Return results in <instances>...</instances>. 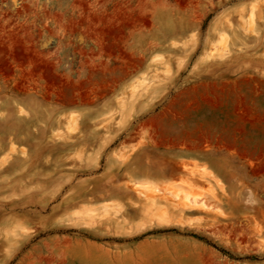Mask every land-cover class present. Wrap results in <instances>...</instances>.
<instances>
[{
  "label": "rangeland",
  "instance_id": "1",
  "mask_svg": "<svg viewBox=\"0 0 264 264\" xmlns=\"http://www.w3.org/2000/svg\"><path fill=\"white\" fill-rule=\"evenodd\" d=\"M233 88L264 103V0H0V264H264Z\"/></svg>",
  "mask_w": 264,
  "mask_h": 264
},
{
  "label": "bare ground",
  "instance_id": "2",
  "mask_svg": "<svg viewBox=\"0 0 264 264\" xmlns=\"http://www.w3.org/2000/svg\"><path fill=\"white\" fill-rule=\"evenodd\" d=\"M246 82H247V80H245ZM249 81V80H248ZM252 83V82H251ZM246 84V83H245ZM250 84V83H249ZM210 85V84H209ZM251 85V84H250ZM214 87H215V85H213ZM224 86H226V85H224ZM224 86H222L221 88H222V90H223V87ZM238 86V85H237ZM236 86V87H237ZM235 87V86H234ZM216 88V87H215ZM220 88V89H221ZM249 88V87H248ZM252 88V87H251ZM205 89V88H204ZM217 89V88H216ZM219 89V92L221 91ZM238 89V88H237ZM218 90V89H217ZM231 89H229V91H230ZM251 90V89H250ZM202 91V90H201ZM228 91V90H227ZM208 92V91H207ZM249 92V91H248ZM223 93H225V89H224V92H222V94ZM227 93V92H226ZM201 94V93H200ZM205 95V94H204ZM220 95V94H219ZM230 95L232 96V100H230V98H229V101H226V100H219V101H217V100H211V99H209V100H205V105L207 106V107H217V106H219L220 108H221V111H223V112H229L230 114H231V117L233 116V114H236V111L237 110H239V108H241V107H243V106H247L248 107V109L249 108H251L252 107V104H255V106L256 107H259L260 108V111H259V113L257 114V115H254V118L257 120V121H255V122H258L259 124L260 123H263V120H264V103L261 101V102H258V101H252V100H250L251 98H249V100H244L243 99V97H239V95L240 94H238V92H237V90H234V88H233V91H231L230 92ZM229 95V96H230ZM252 95V94H251ZM200 96V95H199ZM216 96V98H217V94L215 95ZM241 96V95H240ZM250 96V95H249ZM221 98V97H220ZM220 98H218V99H220ZM240 98H242V99H240ZM196 101V100H195ZM183 102V101H182ZM198 103V102H197ZM200 103H201V101H200ZM199 104V103H198ZM184 105H186V104H184ZM204 106V105H203ZM202 106V107H203ZM180 107H182V104H181V106ZM186 107V106H185ZM187 108V107H186ZM191 108V107H190ZM253 108V107H252ZM255 108V107H254ZM184 109V108H183ZM186 110V109H185ZM188 111H189V109H187ZM252 110V109H251ZM254 110V109H253ZM256 112H258V111H256ZM187 113V112H186ZM237 113H239V111H237ZM242 113V112H241ZM241 113H239L238 115L240 116V117H236V120L238 121V122H241L243 119H244V117L242 116V115H240ZM246 113V112H245ZM247 113H249V115L247 114ZM246 114H247V116H251L250 115V109L248 110V112H247ZM177 114V113H176ZM245 114V115H246ZM246 116V117H247ZM243 117V118H242ZM251 118V117H250ZM253 121V120H252ZM253 121V122H254ZM153 122V121H152ZM201 122V121H200ZM199 122V127H198V132H196L197 131V129H195V134H192L193 136L194 135H198L199 136V138L201 137V132H202V127H201V123ZM251 122V121H250ZM155 123V122H154ZM243 123H244V120H243ZM252 123V122H251ZM250 123V125H252ZM226 124V123H225ZM236 125V124H235ZM241 125H243V124H241ZM237 126V125H236ZM253 127V126H252ZM261 127H263V124H262V126ZM191 130V129H190ZM239 130V129H238ZM188 131V130H187ZM189 132V131H188ZM181 133V132H180ZM180 133H179V135H180ZM186 135V129L183 131V133H182V135ZM169 135V134H168ZM191 135V133H189V135L187 134L186 136H192ZM197 136V137H198ZM204 136V135H203ZM226 136H228V135H226ZM169 137V136H168ZM178 137V136H177ZM195 137V136H194ZM197 137H195V138H197ZM230 137V136H229ZM181 138V137H180ZM204 139H205V137H203ZM234 138V137H233ZM233 138H231V139H233ZM165 139V138H164ZM190 139V138H189ZM192 139V138H191ZM203 139V140H204ZM224 139H225V137H224ZM202 140V139H201ZM234 140H236V139H234ZM195 141V140H194ZM198 141V140H197ZM227 141V140H226ZM231 141V140H230ZM229 142V141H228ZM175 143V142H174ZM188 143V142H187ZM241 143V142H240ZM232 144H234V143H232ZM231 144V145H232ZM243 145V144H242ZM240 147V146H239ZM261 147H262V145H261ZM245 149V148H244ZM254 149V148H253ZM248 150V149H247ZM250 151H253V150H250ZM245 152V151H244ZM256 152H258L257 150H256ZM251 153V152H250ZM250 153H249V155H250ZM261 152H259V154H260ZM264 155V154H263ZM259 156V155H258ZM262 156V155H261ZM251 165V164H250ZM263 168V167H262ZM261 168V169H262ZM259 170V169H258ZM263 170V169H262ZM262 173H263V171H262ZM144 186V185H143ZM142 186V187H143ZM146 188V187H145ZM138 190V189H137ZM140 192H141V190H140ZM194 197H197V196H194ZM184 202H186V200L184 201ZM190 201H188V203H189ZM182 204H184V206H185V208H187V209H190V207H189V205L188 204H186V203H182ZM106 206V205H105ZM107 206H109V205H107ZM180 206V205H179ZM194 206V205H193ZM105 208H107V207H105ZM194 209H196V208H194ZM194 209L192 210V207H191V211H194ZM90 210V209H89ZM93 210V209H92ZM82 212V211H81ZM86 214V213H85ZM168 214V213H167ZM166 214V215H167ZM178 214V212L176 213V215ZM75 215H77V214H75ZM170 215V214H169ZM181 215V213L179 214V216ZM78 216H79V218H80V215L78 214ZM77 216V217H78ZM93 216V215H92ZM90 217V216H87L88 218H94V217ZM163 216V215H162ZM164 216H165V214H164ZM182 216V215H181ZM96 217V216H95ZM99 217H101V216H99ZM161 217V216H160ZM176 217V216H175ZM87 218V219H88ZM97 218V217H96ZM82 219V218H81ZM117 219V218H116ZM165 219H167L166 218V216H165ZM164 219V220H165ZM171 219V218H170ZM169 218H168V222H167V220L165 221V223H169V220H170ZM179 217H178V219L176 218V220L175 221H177V225H178V221H179ZM83 220V219H82ZM102 220H103V218H102ZM118 220V219H117ZM187 220V219H186ZM185 220V221H186ZM123 221H125V223H127L126 222V220H123ZM188 221V220H187ZM186 221V223H188V222H190V221H188L187 222ZM76 222H77V220H76ZM91 222V221H90ZM94 222V221H93ZM97 222V221H96ZM95 222V223H96ZM131 222V221H130ZM173 222V221H172ZM181 222V221H180ZM247 222H249V221H247ZM69 223H72V222H69ZM109 223H111V222H109ZM175 223V222H174ZM184 223V222H183ZM66 224V223H65ZM119 224V223H118ZM170 224V223H169ZM176 224V223H175ZM174 224V225H175ZM190 224V223H189ZM87 225V223H85V226ZM149 225V224H148ZM215 225V224H214ZM84 226V225H83ZM181 226H182V223H181ZM87 227V226H86ZM127 227V226H126ZM131 227V226H130ZM88 228V227H87ZM106 228V227H105ZM104 228V229H105ZM132 228V227H131ZM131 228H129V229H131ZM103 229V228H102ZM250 229V228H249ZM72 230H74V229H72ZM106 230V229H105ZM109 229H108V227H107V231H108ZM132 230V229H131ZM248 229H246V231H247ZM191 231V230H190ZM245 231V232H246ZM125 232H127V231H125ZM130 232H132V231H130ZM251 232V231H250ZM257 232H259V234H260V230L258 231L257 230ZM253 233H255V231L253 232ZM117 234V233H116ZM136 234V233H135ZM141 234V233H140ZM241 235L242 234H244V233H240ZM258 234V233H257ZM253 235V234H252ZM251 235V236H252ZM242 236H244L245 237V235H242ZM254 236V235H253ZM247 237V236H246ZM245 237V239L247 240V238ZM225 238H226V236H225ZM255 238V237H254ZM253 238V239H254ZM228 239V238H227ZM252 238H251V240H253ZM256 239V238H255ZM257 240V239H256ZM259 240V239H258ZM262 241H264V240H262L261 239V242ZM258 242V241H257ZM237 243L238 244H240L238 241H237ZM247 243H250V242H247ZM260 243V242H259ZM262 244H264V243H262ZM260 245V244H259ZM241 246V245H240ZM263 246V245H262ZM240 248V247H239ZM263 250H264V248H263Z\"/></svg>",
  "mask_w": 264,
  "mask_h": 264
},
{
  "label": "crops",
  "instance_id": "3",
  "mask_svg": "<svg viewBox=\"0 0 264 264\" xmlns=\"http://www.w3.org/2000/svg\"><path fill=\"white\" fill-rule=\"evenodd\" d=\"M186 128H189V126H187Z\"/></svg>",
  "mask_w": 264,
  "mask_h": 264
}]
</instances>
